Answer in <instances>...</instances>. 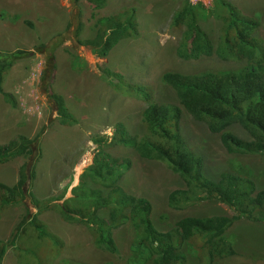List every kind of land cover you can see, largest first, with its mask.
Segmentation results:
<instances>
[{
	"label": "rangeland",
	"instance_id": "obj_1",
	"mask_svg": "<svg viewBox=\"0 0 264 264\" xmlns=\"http://www.w3.org/2000/svg\"><path fill=\"white\" fill-rule=\"evenodd\" d=\"M190 1H200L206 6L212 2ZM229 1L241 13L257 17L263 23L264 0ZM181 2L106 0L104 6L97 8L89 0H0V51L3 54L15 52L12 63L0 64L3 69L0 144L16 135L32 138L40 133L37 150L0 162V181L8 185L17 180L23 164H27L28 169L33 163L35 172L30 194L0 213V240L11 237L27 211L29 217L35 214L36 221L42 223L54 239L38 238L33 226L27 224L16 246L7 248L2 264H152L151 260L143 261L142 255L131 250L135 232L130 224L112 230L117 245L116 252L112 253L95 245L93 231L85 223L68 220L52 206L67 199L64 209L82 211L84 186L73 195L71 188L78 184L81 173L92 163L95 151L103 145L110 154L131 161L119 185L125 192L144 196L152 203L153 220L159 229H169L185 215L233 214L227 205L215 199L200 200L183 209L169 206V193L185 188L178 174L162 162L143 159L131 147L112 141L118 122L131 133L141 135L143 132L141 111L147 102L128 93L131 90L126 86L130 83L151 88V100L155 102L177 103L173 90L161 81L164 71L196 73L238 66L215 55L198 59L178 55L182 30L171 28L170 19ZM130 18L136 22L107 51L106 57H99L88 45L81 44L84 39L97 38V30H103L107 22L113 25ZM200 24L217 38L219 21L210 17ZM259 35L264 38L263 26ZM42 43L46 51L54 50L51 68H48L50 77L44 78L45 58L49 53L45 57L35 50ZM20 50L29 54H21ZM47 86L61 100V108L45 92ZM233 129L244 136L240 129L235 126ZM181 132L194 152L203 158V170L209 178L218 179L225 170L249 172L257 188L264 187V153L227 152L217 134L209 132L204 123L187 114H183ZM89 175L90 171L86 177ZM103 193L106 196V189ZM34 198L38 205L33 202ZM100 213L105 214L107 210ZM238 222L228 239L234 250L241 248L246 254L235 250L233 257L212 258L208 249L185 242L180 248L185 258L178 264H264V257L260 255L264 252L260 250L264 228L257 225L260 221L241 218ZM236 236L242 239L237 240L239 246L235 247L233 238Z\"/></svg>",
	"mask_w": 264,
	"mask_h": 264
},
{
	"label": "trees",
	"instance_id": "obj_2",
	"mask_svg": "<svg viewBox=\"0 0 264 264\" xmlns=\"http://www.w3.org/2000/svg\"><path fill=\"white\" fill-rule=\"evenodd\" d=\"M89 1L97 8L106 3V0ZM210 17L220 22L216 39L200 24V21L206 22ZM134 21L130 18L113 25L107 22L103 30H97V38L92 36L80 42L88 45L99 57H106L107 51L123 34L125 36ZM262 26L264 28V21L261 23L257 17L241 13L229 0H212L208 6L200 1L182 0L170 19L171 28L182 30L178 55L185 59L215 55L221 60L238 63V66L196 73L164 71L161 81L173 90L177 103L155 102L151 100V88L130 83V86H126L131 90L128 93H134L147 102L141 111L143 132L141 135L131 133L122 122H118L112 135L113 142L131 147L143 159L162 162L183 180L185 188L169 193V206L183 209L200 200L215 199L233 211L231 216L190 214L178 219L167 230L159 229L153 220L152 203L144 196L125 192L119 185L118 181L123 172L130 169L131 161L127 157L110 154L104 145L95 151L92 163L81 173L78 184L71 188L73 195L77 194L76 189L84 186L82 211L64 209L67 199L52 206L68 220L85 223L93 231L95 245L112 253L117 250L112 230L130 224L135 232L131 250L142 255L143 261L151 260L152 264L182 262L185 255L180 248L185 242L202 250L208 249L212 258L236 254L225 232L241 218L264 223V187L257 188L254 180L248 176L249 172L225 170L218 179L206 176L203 158L194 152L184 138L181 122L183 114H187L204 123L209 132L219 136L229 153H264V38L259 35ZM45 47L42 43L35 50L46 57L48 51ZM53 52H48L49 58H45L47 62L43 78L50 74L48 68H51ZM14 53L3 54L0 51V64L12 63ZM20 53L29 54L24 50H20ZM2 70L0 67V75ZM49 86L45 92L61 108V100L50 92ZM234 126L244 136L235 132ZM39 136L40 133L32 138L16 135L7 143L0 144V162L37 150ZM88 171L91 175L86 177ZM34 175L33 163L28 169L27 164H23L13 184L0 181V213L30 194L29 186ZM103 189H106V196ZM33 202L38 205L35 198ZM100 210H107V213L102 214ZM27 224L33 226L38 238L46 236L54 241L44 225L36 221L35 214L29 217L27 211L11 237L6 241L0 240V264L7 248L16 246Z\"/></svg>",
	"mask_w": 264,
	"mask_h": 264
},
{
	"label": "crops",
	"instance_id": "obj_3",
	"mask_svg": "<svg viewBox=\"0 0 264 264\" xmlns=\"http://www.w3.org/2000/svg\"><path fill=\"white\" fill-rule=\"evenodd\" d=\"M241 219H239V220H236V221H234L231 225H230V227L226 230V232H225V236H227L228 234L229 235H231L230 233H232V230H233V228L236 226L235 224H238L239 222L238 221H240ZM260 224H262L261 222H260ZM260 224H257V225H259V226H261V227H263L264 228V225H260ZM264 224V223H263ZM229 237V236H228ZM230 238V237H229ZM241 240L242 238H241V236H236L235 238H233V241H234V243H235V247L236 246H239V243L237 242V240ZM263 247V248H262ZM260 250H263L264 251V241H261V244H260ZM235 250L237 251V253H242V254H246L245 253V251H244V249H241V248H235ZM234 255H236V254H233V255H230L231 257H233ZM260 255L261 256H263L264 257V252H260Z\"/></svg>",
	"mask_w": 264,
	"mask_h": 264
},
{
	"label": "bare ground",
	"instance_id": "obj_4",
	"mask_svg": "<svg viewBox=\"0 0 264 264\" xmlns=\"http://www.w3.org/2000/svg\"><path fill=\"white\" fill-rule=\"evenodd\" d=\"M90 157V156H89ZM87 158V156H86ZM89 160V159H88ZM84 164V161L80 163L79 167L77 168V170L79 171L80 170V167ZM86 164V163H85Z\"/></svg>",
	"mask_w": 264,
	"mask_h": 264
}]
</instances>
